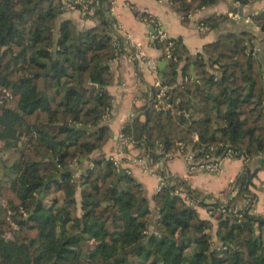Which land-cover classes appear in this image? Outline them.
<instances>
[{
	"label": "trees",
	"instance_id": "1",
	"mask_svg": "<svg viewBox=\"0 0 264 264\" xmlns=\"http://www.w3.org/2000/svg\"><path fill=\"white\" fill-rule=\"evenodd\" d=\"M172 1L187 23L213 0ZM94 2L97 25L79 29L71 19L58 26L60 0H0V141L13 151L11 159L0 156V264H264V215L253 212L250 190L257 171L248 165L233 182L234 195L195 206L175 193L185 186L198 198L187 181L161 171L167 185L152 206L131 173L116 182L124 169L113 158L92 159L111 138L103 116L112 105L106 87L116 57L111 0ZM223 18L203 22L215 27ZM253 22L264 42V9ZM257 37L252 29L226 32L195 56L181 38L157 41L172 108L157 109L159 88L151 87L144 120L137 115L122 132L154 161L160 147L171 152L183 141L199 160L226 149L245 159L264 153V47L255 52ZM237 206L240 217L229 211ZM198 207L217 221L215 234Z\"/></svg>",
	"mask_w": 264,
	"mask_h": 264
},
{
	"label": "crops",
	"instance_id": "2",
	"mask_svg": "<svg viewBox=\"0 0 264 264\" xmlns=\"http://www.w3.org/2000/svg\"><path fill=\"white\" fill-rule=\"evenodd\" d=\"M263 9L264 0H248L245 4L239 0H213L208 5L197 9L189 17L187 23H184L183 16L179 14L177 6L172 0H116L113 6V17L117 23L123 26L124 32H128L135 41L141 43V47L147 55L158 62L160 70H165L167 64L160 67V64L165 62L160 60L161 51L153 47L150 42L149 32L153 31V28L139 14L135 13V10L145 14V17L155 18L170 38H181L192 56H195L203 50L205 45L216 41L221 34L231 32L240 35L249 29L254 30L258 36L254 43L255 52L262 53L263 32L254 24L253 16L259 14ZM233 10L241 18L229 15ZM213 14L224 15V18L215 27H210L207 24V27L203 28L201 24L204 19ZM67 19L73 20L79 29L91 28L98 23L95 16H86L79 11H74L61 14L58 26ZM182 65L180 64L177 70L179 82L184 79ZM194 71V65H192L191 74ZM111 72L113 82L106 87L114 99L113 107L115 109L111 120L107 122L111 129V138L103 148L93 152L92 159L106 156L114 157L122 162V168L130 169L133 177L142 183L145 195L154 206L153 198L156 194L158 177L145 172L138 165L130 164L128 166L126 164L131 156L142 155L144 152L142 148L134 147L127 150L125 154L121 153L118 136L124 125L129 122L128 118L131 113L137 112L138 117L144 120L141 112L147 104L148 90L155 85L160 74L153 72L144 61L134 60L131 52L127 49H123L111 62ZM227 150L220 156H223ZM247 165L252 171H257V175L253 178V185L250 187L251 192L256 196L253 212L264 215V153L248 159L227 155L222 170L217 174L208 173L204 169L190 172L184 159L181 156H175L166 162L164 171L169 175L186 180L199 199L212 202L215 199L226 200L231 196L230 194L234 192L232 185L235 178ZM76 195L80 201V188ZM198 211L203 218L213 221L215 234L217 221L211 218L205 208L198 207Z\"/></svg>",
	"mask_w": 264,
	"mask_h": 264
},
{
	"label": "built area",
	"instance_id": "3",
	"mask_svg": "<svg viewBox=\"0 0 264 264\" xmlns=\"http://www.w3.org/2000/svg\"><path fill=\"white\" fill-rule=\"evenodd\" d=\"M116 0H111V5H110V10L108 11V16L112 19H115L113 16V6L115 5ZM95 2L94 0H60V9L64 13L67 12H74V11H79L83 13L84 15L87 16H94L95 14ZM192 15L190 13L188 15V18ZM232 17L235 18H241V16L237 13L231 11L229 13ZM144 21L148 24L151 25L153 28V31L149 32V38L150 42L153 47H155V43L157 41H164L165 39L169 38L167 35L166 31L161 28L159 23L155 18H149L145 17ZM203 28L207 27V24L204 22L201 24ZM258 29H260L259 26H257ZM113 47L115 48L116 51V57L118 54H120L123 49H127L131 52L132 58L134 60H140L144 61L148 67L155 73H159L160 77L157 78L155 85L153 87L159 88L157 95L154 97L157 99L156 107L157 109L161 108H172V103L168 101L169 96H166L167 91L169 90V87L162 85L161 83V73H160V68L159 64L157 61L152 59L150 56L147 55L145 50L141 47V43L135 41L131 35L128 32H124L123 26L120 23H117L114 21L113 24ZM156 48V47H155ZM116 57L113 59L115 60ZM167 58L172 59V54L170 51L167 53ZM5 98H10L11 93L5 91L4 95ZM153 96V93L151 92V88H149L148 93H147V104H150V100ZM114 104V99H112V105L111 107L106 111V113L103 116V121L104 122H109L112 118V116L115 113V109L113 107ZM146 104V105H147ZM138 113L133 112L129 116V121H132L135 117H137ZM196 139H198V136H195ZM119 138V147L121 150V153L125 154L127 150L130 148H134L136 145V142L130 137L124 134L122 131L118 136ZM187 144L183 142H179L176 150L171 151V152H165L162 147L159 148L157 151L158 154L161 155V158L159 161H154L151 157L147 156L146 154L142 155H136V156H131L130 159H128V162L126 164L129 166L130 164H135L140 166L145 172H148L150 174L156 175L158 177V185L156 188V192L161 190L164 186L167 185V177L163 176L161 174V171H164L166 162L170 159H172L175 156H181L186 165L187 168L190 172H194L197 169H204L208 173L212 174H217L219 173L224 165V161L226 159V156H231L229 150H227L226 153H224L223 156H213L212 154H206L203 159H197V152L194 151V149L187 150ZM114 159L115 163L117 166L122 167V162L118 161L116 158L111 157ZM160 169V170H159ZM127 172L131 173L130 169H124ZM178 196L182 197L186 202H188L191 205H196L199 203L200 199L196 198L193 199L191 196V193L189 192V188L185 186H179L176 189L175 192ZM234 195V192H233ZM239 207L232 208L229 210L232 213H235L237 216H241L240 213H238ZM223 211L225 209L223 208Z\"/></svg>",
	"mask_w": 264,
	"mask_h": 264
},
{
	"label": "rangeland",
	"instance_id": "4",
	"mask_svg": "<svg viewBox=\"0 0 264 264\" xmlns=\"http://www.w3.org/2000/svg\"><path fill=\"white\" fill-rule=\"evenodd\" d=\"M4 144V143H3ZM8 146H12L11 145V143H8ZM13 151L12 150H4L3 149V147H2V140L0 141V156H5V158H9V159H11L10 157L12 156V153ZM54 194H51V195H49V199H52V198H54ZM3 201H2V199H1V197H0V204L2 203ZM5 235H7L8 237L9 236H11L12 235V233L11 232H7Z\"/></svg>",
	"mask_w": 264,
	"mask_h": 264
},
{
	"label": "water",
	"instance_id": "5",
	"mask_svg": "<svg viewBox=\"0 0 264 264\" xmlns=\"http://www.w3.org/2000/svg\"><path fill=\"white\" fill-rule=\"evenodd\" d=\"M164 65H166V62H162L161 64H160V67H164ZM89 87H97L95 84H89ZM126 174V171L125 170H122L121 172H119V175H118V177H117V179H116V182H118L119 180H120V178L122 177V176H124Z\"/></svg>",
	"mask_w": 264,
	"mask_h": 264
}]
</instances>
